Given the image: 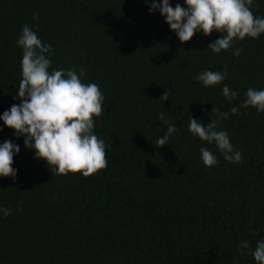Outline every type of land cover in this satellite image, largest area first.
Instances as JSON below:
<instances>
[{
	"label": "trees",
	"instance_id": "16d2710c",
	"mask_svg": "<svg viewBox=\"0 0 264 264\" xmlns=\"http://www.w3.org/2000/svg\"><path fill=\"white\" fill-rule=\"evenodd\" d=\"M177 3L186 7L170 0ZM149 7L150 0H0V116L21 102L17 40L27 24L52 46L49 71L83 67L82 82L99 86L104 110L93 117V132L108 161L89 177L55 175L0 120V144L20 147L16 178L0 177V207L12 209L8 216L0 211V264H257L264 112L240 105L248 88L264 90V33L217 54L207 46L221 33L197 32L181 43ZM250 10L264 17V0H253ZM235 48L243 49L239 57ZM205 70L227 77L205 87L196 79ZM225 85L235 100L221 94ZM233 106L239 112L220 119L218 130L229 134L240 163L188 130L189 115L207 124L214 107L230 113ZM161 113L177 131L157 147L153 141L167 131ZM201 147L216 165H204ZM244 241L242 255L237 246Z\"/></svg>",
	"mask_w": 264,
	"mask_h": 264
},
{
	"label": "clouds",
	"instance_id": "9594fccd",
	"mask_svg": "<svg viewBox=\"0 0 264 264\" xmlns=\"http://www.w3.org/2000/svg\"><path fill=\"white\" fill-rule=\"evenodd\" d=\"M184 4L186 7L180 3L172 7L170 0H150L149 7L150 12L158 10L165 17V22L181 43L190 41L197 32L206 36L218 32L221 33L220 38L207 46L218 54L221 50L232 48L236 40L259 38L264 33V17H257L250 10L253 0H184ZM33 19H38V15L34 13ZM17 44L23 50L22 79L18 86L21 102L4 111L0 120L13 129L17 137L23 135L25 147L34 149L35 157L45 160L55 175L82 173L84 177H89L106 168V144L93 132V117L101 116L104 110V96L99 86L82 82L81 78L86 75L83 67L79 70L73 67L67 71L63 68L49 71L52 61L46 54L52 51V46L42 43L27 24L22 27ZM242 51V48H235L233 55L239 57ZM226 77V71L205 70L196 79L203 86L211 87L222 83ZM221 94L229 102L237 97V93L227 85ZM245 95L246 99L240 107L251 106L258 113L264 112V90L250 87ZM160 99L168 100V91ZM238 112L235 106L230 113L214 107L212 117L215 114L216 118H211L207 124L189 115L188 130L209 144L215 143L226 161L240 163L243 159L241 152L234 150L226 131L218 130L220 119H227L230 114ZM158 119L167 125V131L153 143L162 147L168 144L177 127L165 119L163 113ZM19 151V145L11 140L0 144V177L16 178L17 170L12 165L13 157ZM200 153L205 166L212 167L218 163L208 148L201 147ZM0 211L5 216L12 213L10 207H0ZM237 248L243 255L249 244L244 241ZM252 255L257 264H264V240L257 241Z\"/></svg>",
	"mask_w": 264,
	"mask_h": 264
}]
</instances>
